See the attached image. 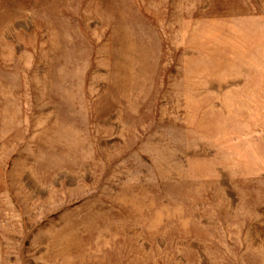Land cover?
Returning a JSON list of instances; mask_svg holds the SVG:
<instances>
[{
    "label": "rangeland",
    "instance_id": "1",
    "mask_svg": "<svg viewBox=\"0 0 264 264\" xmlns=\"http://www.w3.org/2000/svg\"><path fill=\"white\" fill-rule=\"evenodd\" d=\"M0 264H264V0H0Z\"/></svg>",
    "mask_w": 264,
    "mask_h": 264
}]
</instances>
